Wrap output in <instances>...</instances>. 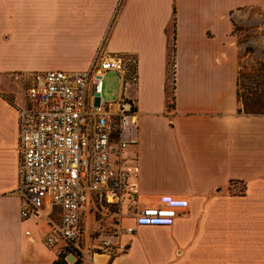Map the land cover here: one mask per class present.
I'll return each mask as SVG.
<instances>
[{
  "label": "crops",
  "instance_id": "crops-1",
  "mask_svg": "<svg viewBox=\"0 0 264 264\" xmlns=\"http://www.w3.org/2000/svg\"><path fill=\"white\" fill-rule=\"evenodd\" d=\"M256 9L264 0H0V264H70L57 261L37 219L21 217L13 75L86 69L98 52L138 59L136 82L124 86L119 73L118 99L139 123V201L188 203L169 225L137 227L126 252L98 264H264V115L237 112L236 84L241 57L264 53L234 33V22H259Z\"/></svg>",
  "mask_w": 264,
  "mask_h": 264
},
{
  "label": "built area",
  "instance_id": "built-area-1",
  "mask_svg": "<svg viewBox=\"0 0 264 264\" xmlns=\"http://www.w3.org/2000/svg\"><path fill=\"white\" fill-rule=\"evenodd\" d=\"M137 63L136 56L98 52L86 69L13 75L21 90L15 104L21 217L38 220L57 260L94 264L97 254L117 256L128 250L125 237L137 227L169 225L188 211V203L172 195L141 202L133 190L136 112L122 99L106 101L103 87L109 71L120 73L124 86L136 82ZM170 65L174 74L175 63ZM87 220L98 227L88 229ZM104 223L114 229L105 233Z\"/></svg>",
  "mask_w": 264,
  "mask_h": 264
},
{
  "label": "rangeland",
  "instance_id": "rangeland-1",
  "mask_svg": "<svg viewBox=\"0 0 264 264\" xmlns=\"http://www.w3.org/2000/svg\"><path fill=\"white\" fill-rule=\"evenodd\" d=\"M252 15L257 16L259 22L255 24V22L252 25H241L237 24V28L234 26V33L237 35V40L241 44H245L248 42V40L252 37H255L257 42L259 43L260 47L258 49V52L263 51L264 53V11L260 9L253 10ZM250 47V46H248ZM253 48V47H252ZM254 52V48H253ZM252 52V53H253ZM171 63L173 60V44L171 47ZM258 59V58H257ZM264 59V58H263ZM256 59H251V60H244L243 57H241L240 62H245L247 64H251L254 62ZM120 86H121V80H120V75L116 71H109L106 73L105 78H104V87H103V97L106 101H112V100H117L119 91H120ZM173 90H174V83H173V73H172V66L170 65V72H169V78H168V97L170 104H172V96H173ZM126 107L129 108L128 105ZM99 224V223H98ZM102 229H105V233H110L111 230L114 229L113 226L108 225L104 223L103 225H100ZM98 227L96 223H94L91 220H87V228L90 230H95ZM126 240H130L128 236L125 237ZM150 249L152 251H155L157 248L155 245L157 244H150ZM104 257H97L95 258V264H98L101 260H103ZM73 264V261L70 263ZM87 264H92V263H87Z\"/></svg>",
  "mask_w": 264,
  "mask_h": 264
},
{
  "label": "trees",
  "instance_id": "trees-1",
  "mask_svg": "<svg viewBox=\"0 0 264 264\" xmlns=\"http://www.w3.org/2000/svg\"><path fill=\"white\" fill-rule=\"evenodd\" d=\"M175 24V18L173 19ZM235 28H237L234 22ZM247 52L252 53L253 48L247 47ZM238 113L264 115V59H256L253 63L240 62L237 74ZM174 100V90L172 102ZM173 106V104H170ZM58 262L67 263L65 260Z\"/></svg>",
  "mask_w": 264,
  "mask_h": 264
},
{
  "label": "bare ground",
  "instance_id": "bare-ground-1",
  "mask_svg": "<svg viewBox=\"0 0 264 264\" xmlns=\"http://www.w3.org/2000/svg\"><path fill=\"white\" fill-rule=\"evenodd\" d=\"M101 256H105V254H97V255H95V256H94V260H95L96 257H101ZM105 257H106V256H105ZM93 263H94V261H93ZM94 264H95V263H94Z\"/></svg>",
  "mask_w": 264,
  "mask_h": 264
},
{
  "label": "water",
  "instance_id": "water-1",
  "mask_svg": "<svg viewBox=\"0 0 264 264\" xmlns=\"http://www.w3.org/2000/svg\"><path fill=\"white\" fill-rule=\"evenodd\" d=\"M72 261H74L72 257L68 258L69 263H71Z\"/></svg>",
  "mask_w": 264,
  "mask_h": 264
}]
</instances>
